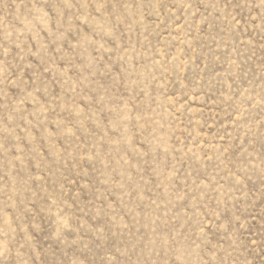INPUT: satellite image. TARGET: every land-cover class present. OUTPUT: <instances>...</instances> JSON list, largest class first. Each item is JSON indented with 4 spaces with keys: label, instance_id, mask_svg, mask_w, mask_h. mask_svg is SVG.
<instances>
[{
    "label": "rangeland",
    "instance_id": "rangeland-1",
    "mask_svg": "<svg viewBox=\"0 0 264 264\" xmlns=\"http://www.w3.org/2000/svg\"><path fill=\"white\" fill-rule=\"evenodd\" d=\"M0 264H264V0H0Z\"/></svg>",
    "mask_w": 264,
    "mask_h": 264
}]
</instances>
